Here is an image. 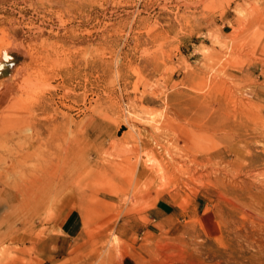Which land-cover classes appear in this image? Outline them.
<instances>
[{
	"label": "rangeland",
	"instance_id": "374dc122",
	"mask_svg": "<svg viewBox=\"0 0 264 264\" xmlns=\"http://www.w3.org/2000/svg\"><path fill=\"white\" fill-rule=\"evenodd\" d=\"M5 101L81 177L4 224L0 264H264V0H0Z\"/></svg>",
	"mask_w": 264,
	"mask_h": 264
},
{
	"label": "bare ground",
	"instance_id": "6f19581e",
	"mask_svg": "<svg viewBox=\"0 0 264 264\" xmlns=\"http://www.w3.org/2000/svg\"><path fill=\"white\" fill-rule=\"evenodd\" d=\"M7 105L8 104L6 101L0 104V110H1L0 112V207L4 208V206H6V208H8L7 210L2 211L3 213H1L0 216V245H2L7 239L10 240L11 238V240H13L16 236L15 230L6 233L3 231V228L6 227L7 230L13 228V223H16V221H18V219L22 217L25 218V222L23 223L24 225L30 224L31 222H33L31 218L37 216V213L39 212L40 208L44 207L49 202V200H51L54 194H56L59 190L63 189L64 187L73 188L78 184V179L80 180L81 177L80 174L79 175L77 174V178L73 176L69 180L62 181L58 185H55L51 180V176L49 175L51 169L50 159L54 153L53 151L54 131L52 132V129H50V127L53 125L50 126V124L52 123L46 124L49 122L50 118L46 123L40 122L39 124H37L33 119L32 120L25 119L24 117H21L19 114L17 113L14 114L13 112H11L13 104L10 107ZM44 118H46V116ZM46 131L47 133H49V136L45 138L44 135ZM23 138H27V141L20 142V140ZM59 149H60V145H59ZM183 149H187V148H183ZM64 151L65 149L62 148L61 153ZM187 152L189 153V151ZM165 153L167 154V151H165ZM36 155L38 158L35 157ZM34 158H37L39 159V161L43 162L42 166L44 167H42L40 171H37V169L33 168L32 166V162ZM191 162L192 160L189 163ZM184 165H185V161H184ZM175 166L177 165L175 164ZM178 166L180 167L182 165L178 164ZM87 167H90V165L89 164L84 165L83 163H78V169L81 171L84 168L86 169ZM141 167L143 168L142 170ZM188 167L191 166H187V168ZM119 168L120 169L115 170L116 171L115 173L117 174L116 176L118 177L122 176V174L125 175L126 173L131 174V172H134L137 169H138L137 170L138 176L140 177L144 176L146 178L151 177L153 174H157V175L163 174L159 172L164 171V169L161 168V166H156V168H153L148 166L146 163H143L140 166L138 165L131 167L129 169L131 170V172L127 171L125 165L121 164ZM180 170H178V172L182 171ZM96 191L97 190H95L94 192ZM83 195H85V193H83ZM93 197H95V195ZM30 220L32 221L30 222Z\"/></svg>",
	"mask_w": 264,
	"mask_h": 264
},
{
	"label": "crops",
	"instance_id": "0c3cea01",
	"mask_svg": "<svg viewBox=\"0 0 264 264\" xmlns=\"http://www.w3.org/2000/svg\"><path fill=\"white\" fill-rule=\"evenodd\" d=\"M171 209L172 205L168 201H160L149 211L140 214L141 224L148 227L154 223H161L172 215Z\"/></svg>",
	"mask_w": 264,
	"mask_h": 264
}]
</instances>
